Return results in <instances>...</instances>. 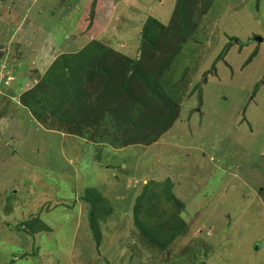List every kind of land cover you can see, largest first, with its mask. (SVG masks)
Wrapping results in <instances>:
<instances>
[{
    "label": "rangeland",
    "instance_id": "1",
    "mask_svg": "<svg viewBox=\"0 0 264 264\" xmlns=\"http://www.w3.org/2000/svg\"><path fill=\"white\" fill-rule=\"evenodd\" d=\"M93 41L109 70L151 51L158 93L39 88ZM0 264H264V0H0Z\"/></svg>",
    "mask_w": 264,
    "mask_h": 264
},
{
    "label": "trees",
    "instance_id": "2",
    "mask_svg": "<svg viewBox=\"0 0 264 264\" xmlns=\"http://www.w3.org/2000/svg\"><path fill=\"white\" fill-rule=\"evenodd\" d=\"M154 21L153 18H151L148 22ZM148 25V24H147ZM144 39L147 40L144 45H142L141 48L143 50L147 48H152L154 49L152 43H153V35L150 38L151 40L148 41V34L146 32L143 33ZM96 41V40H95ZM93 41V45L87 47L84 51L77 55H73V57H68L64 56L61 62H56L57 64H54L53 66H60V69L58 70L57 68H53L50 73H48L43 81L40 83L39 88L41 87H48L51 84H56L55 79L57 77V73L62 72L64 74V71L66 70V74L64 75L65 78H67L70 83L72 84V90L77 89L76 92H74V96L77 97L76 102L79 100V91L81 90V96L80 98L82 99V104L85 105L86 97L85 93L82 92L84 91L81 87V81H92L95 82L97 85H102L105 87V89L108 90H113L115 91L116 96L119 95L121 92V89L124 88L126 85H131L130 82H132L134 79L133 77L137 75L140 80L143 81V86L144 87V92H149L152 93L153 95L158 93L159 88L164 84L162 81L156 84L155 80L153 77L157 73L158 76L161 75L162 68L164 66V63L157 64V66H154V69L150 71V74L148 73V69H150V66H148L149 62V57L153 55V53L150 51L146 52L144 51L142 54V57L139 60H129L128 58L123 57V60H119L118 62H126L128 66H116L114 69H107L106 66H104L103 63L97 62L99 59H101V56L97 53L96 51V46H98V42ZM147 43V44H146ZM100 45V44H99ZM108 54V52L106 53ZM99 55L100 57L96 58V56ZM91 66H94L91 69ZM86 69V70H85ZM144 69L145 71L143 72ZM165 69V68H164ZM151 70V69H150ZM160 70V71H159ZM75 71L78 72V79L75 77V79L72 80V75L68 78V72L70 73H76ZM89 73H88V72ZM138 71H141L142 73H138ZM164 71V70H163ZM126 80H128V84H126ZM121 81V83L119 82ZM119 84V85H117ZM81 87V88H80ZM125 92L129 97H133L129 92ZM44 96V95H43ZM69 98V96H68ZM165 102H170L167 97L164 99ZM21 104L27 109H30L32 112L34 111L36 114L37 112V107L40 105V103H44L45 101L40 99V92H30V93H25L21 97ZM85 111H88L85 105ZM85 113V112H84ZM72 121V120H70ZM80 125V124H79ZM159 186V185H158ZM98 191L97 189H90L86 190L85 192L80 194V200L83 202H86L87 204L90 205V226L94 234L95 242L99 248L101 238H102V232L99 228V223H98V218H100L103 214H101V204H103L104 201L102 194ZM73 206L69 205L68 208H72ZM139 223V221H137ZM140 227L139 229L142 230L141 234H144L146 238L156 244L157 246L167 249V246L174 241L177 236L180 234L181 229H184V227L181 225L179 226L172 235H170L168 238H164L163 231H160L159 229H153L149 228L147 229L146 226L142 223H139ZM23 227H26L30 230V236L33 237V234H40L41 231H44L46 226H44L42 223H40L39 219H34L31 221H28L23 224ZM159 235V237H163V241L161 242L160 238H157L156 236ZM14 263V262H13Z\"/></svg>",
    "mask_w": 264,
    "mask_h": 264
},
{
    "label": "water",
    "instance_id": "3",
    "mask_svg": "<svg viewBox=\"0 0 264 264\" xmlns=\"http://www.w3.org/2000/svg\"><path fill=\"white\" fill-rule=\"evenodd\" d=\"M263 42V40L262 39H258V43H262Z\"/></svg>",
    "mask_w": 264,
    "mask_h": 264
}]
</instances>
